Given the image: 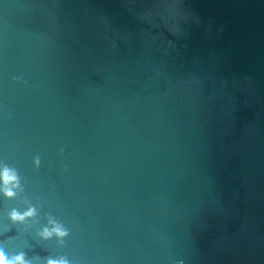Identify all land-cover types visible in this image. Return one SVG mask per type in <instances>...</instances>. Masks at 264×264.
<instances>
[{"label":"water","instance_id":"obj_1","mask_svg":"<svg viewBox=\"0 0 264 264\" xmlns=\"http://www.w3.org/2000/svg\"><path fill=\"white\" fill-rule=\"evenodd\" d=\"M0 162L37 264H264V0H0Z\"/></svg>","mask_w":264,"mask_h":264},{"label":"clouds","instance_id":"obj_2","mask_svg":"<svg viewBox=\"0 0 264 264\" xmlns=\"http://www.w3.org/2000/svg\"><path fill=\"white\" fill-rule=\"evenodd\" d=\"M33 163L38 168L40 166V157H34ZM21 179L15 167L0 162V193L6 198L12 199L17 196V190H24ZM37 215L36 206L30 202L29 206L23 211L12 208L8 212V218L14 224L23 223L26 219L35 218ZM37 235L43 240L55 237L58 243L63 245L65 242L64 238L69 235V229L53 215L47 214V222ZM37 259L39 258L29 257L25 251L9 253L3 246H0V264H37ZM42 264H74V261L65 255H50L42 259ZM177 264H184V261L178 260Z\"/></svg>","mask_w":264,"mask_h":264}]
</instances>
